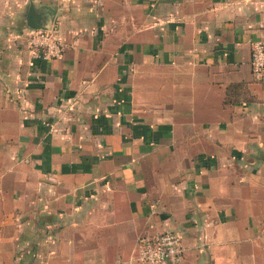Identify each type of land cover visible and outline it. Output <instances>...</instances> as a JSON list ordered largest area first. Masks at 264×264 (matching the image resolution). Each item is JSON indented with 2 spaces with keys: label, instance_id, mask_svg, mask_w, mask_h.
<instances>
[{
  "label": "crops",
  "instance_id": "crops-1",
  "mask_svg": "<svg viewBox=\"0 0 264 264\" xmlns=\"http://www.w3.org/2000/svg\"><path fill=\"white\" fill-rule=\"evenodd\" d=\"M262 39L264 0H0V264H264Z\"/></svg>",
  "mask_w": 264,
  "mask_h": 264
},
{
  "label": "built area",
  "instance_id": "built-area-1",
  "mask_svg": "<svg viewBox=\"0 0 264 264\" xmlns=\"http://www.w3.org/2000/svg\"><path fill=\"white\" fill-rule=\"evenodd\" d=\"M28 44L37 57L58 59L63 45L55 36V25L46 20L42 29H31ZM249 65L255 81L264 82V39L250 46ZM183 251L180 236L170 231L142 234L137 238V260L140 264H182Z\"/></svg>",
  "mask_w": 264,
  "mask_h": 264
},
{
  "label": "water",
  "instance_id": "water-1",
  "mask_svg": "<svg viewBox=\"0 0 264 264\" xmlns=\"http://www.w3.org/2000/svg\"><path fill=\"white\" fill-rule=\"evenodd\" d=\"M47 14L36 8L32 3H30L26 17L25 23L30 29H42L46 23Z\"/></svg>",
  "mask_w": 264,
  "mask_h": 264
},
{
  "label": "rangeland",
  "instance_id": "rangeland-1",
  "mask_svg": "<svg viewBox=\"0 0 264 264\" xmlns=\"http://www.w3.org/2000/svg\"><path fill=\"white\" fill-rule=\"evenodd\" d=\"M6 231L9 232V233L14 232V228L9 227L8 229H6Z\"/></svg>",
  "mask_w": 264,
  "mask_h": 264
}]
</instances>
